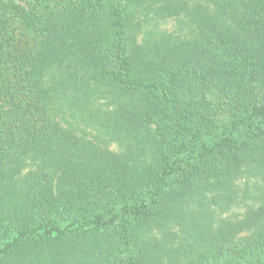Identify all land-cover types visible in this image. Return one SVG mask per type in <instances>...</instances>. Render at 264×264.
<instances>
[{"label":"trees","instance_id":"16d2710c","mask_svg":"<svg viewBox=\"0 0 264 264\" xmlns=\"http://www.w3.org/2000/svg\"><path fill=\"white\" fill-rule=\"evenodd\" d=\"M0 264H264V0H0Z\"/></svg>","mask_w":264,"mask_h":264},{"label":"rangeland","instance_id":"374dc122","mask_svg":"<svg viewBox=\"0 0 264 264\" xmlns=\"http://www.w3.org/2000/svg\"><path fill=\"white\" fill-rule=\"evenodd\" d=\"M163 27L168 28V27H169V23H165V24L163 25Z\"/></svg>","mask_w":264,"mask_h":264}]
</instances>
